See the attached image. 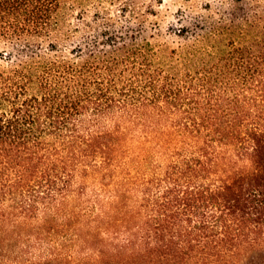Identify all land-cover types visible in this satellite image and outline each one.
I'll use <instances>...</instances> for the list:
<instances>
[{"label": "trees", "instance_id": "trees-1", "mask_svg": "<svg viewBox=\"0 0 264 264\" xmlns=\"http://www.w3.org/2000/svg\"><path fill=\"white\" fill-rule=\"evenodd\" d=\"M74 2L0 0V264H264V7L181 67Z\"/></svg>", "mask_w": 264, "mask_h": 264}, {"label": "rangeland", "instance_id": "rangeland-1", "mask_svg": "<svg viewBox=\"0 0 264 264\" xmlns=\"http://www.w3.org/2000/svg\"><path fill=\"white\" fill-rule=\"evenodd\" d=\"M259 3L264 7V0H244L240 7L248 9L250 5ZM74 5V10L65 9V28L80 24L82 31L79 35L82 36L89 24L120 20L122 29L141 35L169 53L172 49L188 48L181 57H177L181 60V67H190V44L194 42L195 34H204V30L198 27L209 29L220 21H230L232 13H240L236 0H75ZM10 51L9 47L0 45V73L12 66L14 57ZM5 108V103L0 99V109ZM77 204L78 201L73 200L71 207ZM7 226H0L6 233L0 235L3 239H6V235L12 237V229ZM76 227L80 226L61 228L57 233L61 236L68 232L72 234ZM19 228L28 232L31 230L24 225ZM80 230L87 232L85 228ZM52 235L56 236L53 239L49 237V241L57 240V234ZM12 241L13 244L16 240Z\"/></svg>", "mask_w": 264, "mask_h": 264}]
</instances>
